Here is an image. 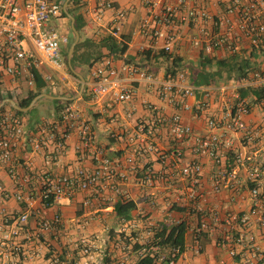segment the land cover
Returning <instances> with one entry per match:
<instances>
[{"label": "crops", "instance_id": "obj_1", "mask_svg": "<svg viewBox=\"0 0 264 264\" xmlns=\"http://www.w3.org/2000/svg\"><path fill=\"white\" fill-rule=\"evenodd\" d=\"M58 1L63 11L65 0ZM99 1L80 0L78 3L84 20L82 35L77 32L78 38L87 40L79 50L86 52L87 60L82 63V58L76 59L70 71L67 67L66 71L60 69L61 72L53 74L57 77L55 82L52 80L50 83L52 92H57L58 84L61 85L58 90L61 93L57 96L72 99L68 103L74 108L78 120L89 124L91 137L84 142L77 126H74L69 128L62 149L49 142L34 151L30 142L41 119H23L24 133L17 140L12 157L5 164L0 163V206L19 213L26 196L30 195L35 199L36 213L27 216L12 243L1 244L0 264H50L54 255L63 264H132L139 253L131 247L134 241L144 242L161 224L168 225L184 219L188 225H193L198 216L204 218L206 225L197 238H193L189 228L186 229L182 251L174 264H214L219 260H222L219 264H240V255L231 256L228 253L232 244L229 241L223 243L219 228L208 220L211 212L223 216L231 211L249 216L255 240L264 254V232L249 213V183L244 179L243 167L237 166L234 177L231 180L228 177L237 152L255 154L253 161L261 163L264 168V31L256 43H251L248 35L236 26L242 13L247 12L253 21L261 19L260 16L256 10L246 8V0L237 3L234 0H187L194 7H204L208 15L204 18L197 16L183 25L180 15L184 12V5L178 0H150L148 4L143 0H111V7L98 12ZM234 4V9L228 12L227 7ZM167 5L174 8L171 23L165 25L157 17ZM117 10L124 12L122 17L116 18ZM223 16L230 20L231 27L228 29L219 21ZM143 21L149 31H144ZM155 27L176 33L165 54L160 53L163 39L150 35ZM73 36L71 29L69 43ZM218 36L231 43L232 51L224 43L213 44ZM196 38L200 40L199 44L193 43ZM140 44L143 45L142 50L149 52L148 57L140 54ZM207 44H210L209 49L205 47ZM67 45L61 43V51ZM104 56H113L116 62L121 56L139 69L151 72L156 79L168 77L165 67L176 63L179 68L175 73L184 72L186 80L199 87L186 97L190 108H171L158 99L155 84L135 79L126 82L133 89L129 101H115L108 95L92 100L88 93L91 80L89 69ZM207 56L228 59L229 66L235 69L229 76L225 67L218 68L215 59L206 63ZM230 56H233L232 59ZM89 61H92L90 66ZM202 66L205 69L199 73ZM254 70L259 71L262 77L254 85L242 82L241 87L246 89L242 97L249 106L243 119L251 130L258 133L256 142L250 147L239 131H228L219 145L218 160L196 154L193 135L206 133V119H220L223 111L217 86H230ZM73 84L77 85V90ZM248 88L259 90L262 97L256 99L255 93ZM144 101L155 105L156 109L148 108ZM131 104L133 109L129 112ZM4 109L9 108L5 106ZM173 111L180 114L182 122L190 125V137L173 139L167 124L156 119L158 113L168 116ZM56 117L50 112L44 118ZM141 120L152 124L151 132L145 136L135 133V124ZM102 157L110 159L113 165V175L108 183L86 190L75 188L69 196L55 199L48 205L36 198L41 177L70 175L77 168L88 170L97 165ZM190 160H197L201 165L195 185L196 194L191 199L186 195V178L179 172L180 166ZM219 170L227 172L226 180L223 186L214 190L212 178ZM121 173H124V178L119 177ZM234 182L238 186L231 190ZM17 192L21 193V199L15 198ZM175 195H178L177 199ZM120 200H131L134 204L127 218L118 216L114 211V203ZM191 205H195L197 210H190ZM176 206L184 209L177 210ZM55 213L59 214L60 221L54 229L48 231L37 226L36 217L51 218ZM81 240L88 246V251H83ZM234 248L239 252V246ZM257 264H264V261Z\"/></svg>", "mask_w": 264, "mask_h": 264}, {"label": "built area", "instance_id": "obj_2", "mask_svg": "<svg viewBox=\"0 0 264 264\" xmlns=\"http://www.w3.org/2000/svg\"><path fill=\"white\" fill-rule=\"evenodd\" d=\"M240 0H234L235 3ZM144 3H150V0H143ZM183 3L184 12L180 15V21L186 25L189 20L200 17L204 18L208 14L204 7H194L187 0H178ZM111 0H100L97 5V11L103 8L111 7ZM234 5L227 7L230 12ZM173 6L167 5L160 11L157 20L162 24H169L172 21ZM246 8L254 9L261 19L253 21L252 17L245 12L236 23L239 30L246 33L251 43H256L264 31V0H246ZM122 10L116 11V18L123 16ZM61 14V4L58 0H0V90L8 92L11 95L24 89L33 88L35 74H38L42 80L52 83L53 74L61 72L60 64L62 62L61 43L67 40V36L58 33L50 23L51 18ZM231 27L230 20L227 16L219 20ZM218 22V23H220ZM144 31H149L146 22H142ZM116 29L117 26L114 25ZM151 37H160L163 39L162 48L168 51L172 42L176 38V33L155 27L151 31ZM199 39L193 40L194 44H199ZM27 46H24V44ZM232 51L229 41L225 42V37L218 36L213 40L214 45L223 44ZM209 49L210 44L205 45ZM138 48L142 50L143 45ZM116 62L113 56H104L90 66L88 93L92 100H100L108 95L113 100L129 101L132 98L133 89L126 82L129 80H144L147 83L156 85L158 99L164 101L171 108L180 107L189 109L190 104L186 97L194 93L199 88L197 85L189 83L185 74L178 71L163 79H156L151 72L139 69L135 64L128 62L123 57H118ZM45 66L48 69H44ZM262 76L260 72L254 70L249 76H244L230 86L220 84L217 86L218 97L223 101V111L220 119L208 117L206 119L207 132L193 135L194 151L198 155H206L214 161L219 158V145L222 143V137H227V132L239 131L248 146H253L256 142L258 133L251 130L245 123L243 116L248 113L249 106L245 99L239 94V88L244 85H254ZM243 82V83H242ZM242 83V84H241ZM227 89L229 91L227 92ZM223 95H226V97ZM146 106L156 109L155 105L144 101ZM133 109L131 104L129 108ZM156 119L159 122H165L168 127L170 136L175 140L188 138L192 134L189 124L181 121L180 114L176 111L170 115L158 113ZM148 124V126H147ZM77 126L78 133L84 142L91 137L89 124L85 121L78 120L74 108L65 103L58 112L55 119L42 118L37 126V133L31 139V149L34 151L45 147L49 142H53L56 147L62 149L69 128ZM151 123L141 120L135 124V133L137 136H145L152 130ZM23 118L22 115L15 113L11 109L0 111V163H6L13 154L14 146L17 140L23 135ZM229 142V141H228ZM254 151V150H253ZM253 153L243 154L237 152L233 156V167L228 172L229 180L234 177L237 166L241 165L244 169V179L248 181L247 186L248 198L250 200L249 213L254 216L255 222L264 232V168L261 163L253 161ZM201 170V165L197 160H190L179 168L181 176L186 178V195L189 199L196 194L197 175ZM12 175L13 173L10 172ZM225 170L219 172L212 178V187L214 190L219 189L225 184ZM113 175L112 161L107 157L100 158L97 165L91 169L77 168L73 174H59L56 176L41 177L36 198L42 204L48 199H58L69 196L75 188L86 190L97 184L108 183ZM124 173L119 174L124 178ZM237 182L231 185V190H235ZM115 188V187H114ZM1 192V188H0ZM16 199H21V193L15 194ZM178 195H175V199ZM35 199L30 195L26 196L24 206L19 213H14L0 206V246L5 243H12L14 237L22 230V226L29 214L35 215ZM86 201V200H85ZM195 205L190 206V210L196 211ZM249 216L231 211L223 216L216 212L208 214V220L219 228L223 243L229 241L233 247L228 248V253L233 256L238 253L240 264H257L264 261V254L259 248L255 234L250 227ZM60 221L58 213L51 218L36 217V224L44 230H52ZM178 221V220H177ZM175 221V222H177ZM203 217L197 218L195 224L188 225L193 232V238H197L205 227ZM82 241L83 251H88V246ZM234 246H239L237 252ZM144 248L142 247L141 251ZM151 250L155 252L156 264H174L178 256L177 246H163L154 244ZM1 253V252H0ZM219 260L217 263H221ZM50 264H63L57 255L50 259ZM182 264H188L183 262Z\"/></svg>", "mask_w": 264, "mask_h": 264}, {"label": "trees", "instance_id": "obj_3", "mask_svg": "<svg viewBox=\"0 0 264 264\" xmlns=\"http://www.w3.org/2000/svg\"><path fill=\"white\" fill-rule=\"evenodd\" d=\"M80 2V0H68L67 1V11L69 14H71V16L73 17V26L76 29L77 32H79V30L82 28L84 20H83V16L82 13L79 10L80 5L78 4ZM61 15H65L63 13V11H61ZM86 38L85 39H77V41L74 44V48H73V52H72V56L70 58L69 63H65V67H67L68 71H70V69H72L74 67V61L78 58H80L84 53L83 50H79L81 48V46H83L84 42H86ZM67 47L68 45L65 47L64 50V55H66V51H67ZM160 53L165 54L166 51L165 50H161ZM140 54H142L145 57H148L149 52L146 50H141ZM233 56H230V58L232 59ZM212 59H215L214 61L216 63H218V68L225 67V70L228 72V75L230 76V72L231 70L235 69L233 67H230L228 64V59H216L213 56H207L206 63H209L210 61H212ZM92 63V61L88 62V65L90 66ZM178 65L176 63L168 65L165 67L166 69V76L167 75H173L175 73L176 70H178ZM205 69V66H202L199 69V73L203 72V70ZM236 69H240V68H236ZM198 83V82H196ZM50 86L51 84L48 83L47 81L42 80V78H40V76H38V74H35L34 77V85L33 88H29V89H24L22 88L21 90H19L16 95H11L8 92H3L0 90V100L3 99L4 97H11L17 105L19 106H25L27 105V103L29 102V100L36 94L40 93V92H46L52 95H57L58 93H61V91H57V92H52L50 90ZM251 91H253L256 95V99H260L262 96L259 94V90L254 91L253 88H248ZM84 90H82L83 92ZM239 92L240 95H244L246 93V89L244 88H239ZM72 93H70L69 95H71ZM41 98H47L52 102V105H50L51 107V112L55 115L58 116V112L61 109V107L63 106V104L70 102L72 99H67V98H50V97H45V96H41L39 98L36 99L35 103L41 99ZM34 103V104H35ZM33 104V105H34ZM33 105L28 108L25 111H21V110H17L13 107H11L7 102L3 103L2 105H0V111H2L5 106H7L9 109L13 110L15 113L21 115L25 112H27L29 109H31L33 107ZM52 202V199H48L45 200L44 205H48ZM134 206L133 202L131 200H125V201H117L114 203L113 208L115 213L118 216H121L123 218H127L128 217V211ZM177 210H183V207L178 208L176 206ZM187 229V222L184 219H180L177 222H173L171 224H161L158 225L157 227L154 228V231L152 233V235L145 240L142 243H138L136 241H134L131 244V247L133 250H137L140 251L141 248L143 247L144 250L139 252L137 254V256L134 258L133 263L132 264H156V256H155V252H153L151 250V246L154 244H159V245H170V246H177L178 250H177V254H179L182 251L183 248V240H184V234L186 232Z\"/></svg>", "mask_w": 264, "mask_h": 264}, {"label": "rangeland", "instance_id": "obj_4", "mask_svg": "<svg viewBox=\"0 0 264 264\" xmlns=\"http://www.w3.org/2000/svg\"><path fill=\"white\" fill-rule=\"evenodd\" d=\"M50 23L54 26V28L56 29V31L58 33L65 34L67 36L68 40H66V42H63L62 45L69 44V40L71 39V29H70V25H69V19L67 18V16H65V17L56 16L50 20ZM78 33H79V35H82V29H80ZM24 46H27V44L25 43ZM64 50H65V48L62 49V62L60 64V69L66 71V67L64 65V57H65ZM80 58H82V63H85V61L87 60V54L84 53ZM42 67L44 69H48L43 65H42ZM56 78L57 77L54 76L52 80H54V82H55ZM73 85H74L75 90H77V85L76 84H73ZM60 89H61V85L58 84V89H56V90L58 91ZM50 105H52V102L49 99L41 98L33 105V107L31 109H29L27 112H25L21 115H22L23 119L28 120V121L40 120V119L49 115V113L51 112Z\"/></svg>", "mask_w": 264, "mask_h": 264}, {"label": "water", "instance_id": "obj_5", "mask_svg": "<svg viewBox=\"0 0 264 264\" xmlns=\"http://www.w3.org/2000/svg\"><path fill=\"white\" fill-rule=\"evenodd\" d=\"M63 11L64 13L68 16V18L70 19V27L73 31V39L72 41L69 43L68 45V48H67V63H69L70 61V57L72 55V52H73V48H74V44L75 42L77 41V38H78V33L76 31V29L74 28L73 26V18L72 16L67 12L66 10V0L63 4ZM81 90V85L79 87V91ZM41 96H47V97H51V98H68V97H64V96H57V95H51V94H48L46 92H40L36 95H34L30 100L29 102L27 103V105L25 106H19L16 104V102L11 98V97H5L3 99L0 100V105H2L3 103L7 102L11 107L17 109V110H21V111H25L27 110L28 108H30L36 101L37 98L41 97Z\"/></svg>", "mask_w": 264, "mask_h": 264}]
</instances>
